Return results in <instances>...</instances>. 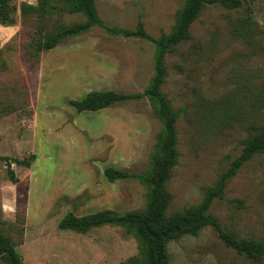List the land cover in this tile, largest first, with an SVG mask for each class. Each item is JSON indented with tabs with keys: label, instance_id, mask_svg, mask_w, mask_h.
<instances>
[{
	"label": "rangeland",
	"instance_id": "374dc122",
	"mask_svg": "<svg viewBox=\"0 0 264 264\" xmlns=\"http://www.w3.org/2000/svg\"><path fill=\"white\" fill-rule=\"evenodd\" d=\"M22 2L37 4L9 0L15 23L0 22V153L7 157L0 159V232L23 264H123L139 252L124 226L62 229L59 220L68 212L144 209L148 186L136 177L110 181L105 168L149 171L163 120L147 96L82 112L68 99L91 90L143 92L155 71V44L93 26L34 56L45 33L85 16H23ZM95 4L108 25L133 29L140 20L159 37L172 31L184 0ZM190 33L166 55L161 87L179 112L168 212L198 205L241 153L243 140L264 123V0L232 9L206 2ZM32 155L29 167L14 161ZM9 164L17 182L9 179ZM208 214L240 238L264 239V154L226 181ZM169 250L168 264H264L225 245L212 226L170 242ZM0 264H10L5 254Z\"/></svg>",
	"mask_w": 264,
	"mask_h": 264
},
{
	"label": "trees",
	"instance_id": "16d2710c",
	"mask_svg": "<svg viewBox=\"0 0 264 264\" xmlns=\"http://www.w3.org/2000/svg\"><path fill=\"white\" fill-rule=\"evenodd\" d=\"M244 0H184L183 7L178 11L176 24L169 33H161L159 37H152L145 30L142 21H138L135 28H122L105 23L98 14L95 0H37V4L22 2L20 12L23 16L37 15L38 17L51 16L55 13H79L85 20L70 25H62L54 31L45 33L41 39L34 43V56L44 49L57 46L63 39L81 34L93 26H101L111 34L126 37H140L151 40L155 44V71L150 83L139 93H124L112 89L91 90L82 98L68 99V103L77 111H97L111 106L115 102L128 99L149 97L156 113L163 120V130L158 136L152 153L151 168L148 171L135 173L127 168L109 165L105 168V176L110 181L118 179L139 178L147 185L149 194L144 209L118 212L112 209H101L85 215H76L68 212L59 220L62 229H87L107 224L121 225L126 231L133 234L139 242V252L130 257L123 264H168L171 260L169 244L182 236L198 234L206 227L212 226L227 246L237 253L254 261L264 258V239L253 237L240 238L236 233L224 228L221 223L208 214V209L217 196H221L226 181L233 177L239 168L247 161L259 154H264V123L258 130L243 140L241 153L230 162V166L219 175L212 188H208L200 203L168 212L172 200V193L167 188L171 170L179 158L178 132L176 122L179 112L172 108L170 101L162 92L161 87L165 81L167 71L165 57L168 53L176 51V47L183 41L190 39L192 22L203 10L205 3H216L223 7L238 8ZM9 0H0V22L5 25L15 23L11 15ZM253 17L247 15L244 27L249 35L252 31ZM33 56V57H34ZM264 97V95H263ZM35 155L15 158L14 161L27 167L31 165ZM0 159H7L0 153ZM8 176L12 182L19 180L16 172L9 164ZM0 254H5L10 264H23L12 240L8 235L0 232Z\"/></svg>",
	"mask_w": 264,
	"mask_h": 264
}]
</instances>
